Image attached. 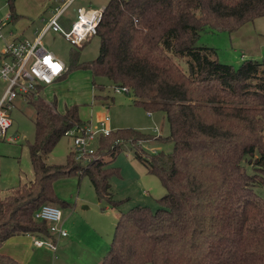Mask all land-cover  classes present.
Returning a JSON list of instances; mask_svg holds the SVG:
<instances>
[{"label": "trees", "instance_id": "1", "mask_svg": "<svg viewBox=\"0 0 264 264\" xmlns=\"http://www.w3.org/2000/svg\"><path fill=\"white\" fill-rule=\"evenodd\" d=\"M14 1L7 0L10 17ZM260 17L264 0H109L97 57L72 62L64 76L84 70L98 91L97 78L127 88L133 105L164 113L169 136L119 129L100 138L98 158L87 166L70 156L64 166L50 165L46 158L66 132L86 123L77 105L59 113L41 93L28 96L35 111L27 145L34 178L0 196V247L14 236L53 239L34 214L46 204L67 206L53 192L57 178L85 176L97 199L117 208L109 184L117 171L109 165L129 144L165 195L155 212L135 206L119 213L100 264H264V196L257 192L264 191V63L249 59L234 68L196 45L203 31L231 34ZM176 56L186 59L187 71ZM165 140L173 144L167 154H148L139 143ZM0 264L18 263L0 254Z\"/></svg>", "mask_w": 264, "mask_h": 264}, {"label": "rangeland", "instance_id": "2", "mask_svg": "<svg viewBox=\"0 0 264 264\" xmlns=\"http://www.w3.org/2000/svg\"><path fill=\"white\" fill-rule=\"evenodd\" d=\"M17 0L14 1L13 11L20 7ZM24 5L21 3V6ZM21 10L22 9L21 7ZM69 12V11H68ZM66 12V13H68ZM65 13V14H66ZM10 9L7 0H0V25L1 34L6 37L7 31L15 32L25 26L24 17L17 20L8 19ZM48 20L40 23L42 29ZM38 25L30 26V30ZM249 28H239L232 34L226 32L203 31L197 41V46L212 48L215 57L221 64L238 68L242 62L241 54L246 60H256L264 63L263 53H259L264 36H260L253 24ZM243 31V32H242ZM28 32L21 39L33 40ZM43 46L52 52L67 66L72 62L87 63L93 61L99 52L100 41L93 37L82 49L70 46L59 34L48 32L42 39ZM2 43H0L1 48ZM184 71H187L186 59L173 58ZM89 71L73 70L67 78L57 85L46 89V95L52 96V101L57 103V108L62 111L65 106L73 103L78 106L80 118L84 123L95 127L99 119L107 116L110 119V129H133L153 138L165 139L170 130L164 113L147 112L140 106L133 105V96L113 91L114 85L105 78H97L96 84L102 85L103 89L96 90L91 87ZM49 93V94H48ZM101 95L100 98L109 97L106 103L97 100L93 95ZM55 97H54V96ZM106 95V96H105ZM47 96V99L50 98ZM111 98H114L113 102ZM109 105V107H108ZM108 107V108H106ZM11 127L6 131L5 137H0V196L5 197L10 190L17 189L20 185L33 180V170L30 164L28 143L34 138L33 116L34 108L27 102L15 100L14 108L10 111ZM264 136V128L262 132ZM15 138L12 142L8 139ZM71 137L64 136L56 144L53 151L46 158L50 165H66L71 151ZM146 153H170L173 149L172 142L149 141L139 142ZM115 169L109 179L110 193L115 202H120L117 208L111 207L97 199L95 191L85 176L72 174L57 178L52 183V189L60 202L68 206H57L62 214V225H64L68 237L64 240L65 246H58L53 256V264H99L102 256L107 252L111 242L118 214L125 213L135 206H146L155 212L160 206L158 200L165 195V189L156 176L148 174L142 164L134 159L130 145L122 147L121 152L109 165ZM248 174H252L250 167H245ZM80 171H78L79 173ZM258 194L264 196L263 190H257ZM51 205V204H50Z\"/></svg>", "mask_w": 264, "mask_h": 264}, {"label": "built area", "instance_id": "3", "mask_svg": "<svg viewBox=\"0 0 264 264\" xmlns=\"http://www.w3.org/2000/svg\"><path fill=\"white\" fill-rule=\"evenodd\" d=\"M72 2L73 0H67L55 7L51 18L33 41L19 39L12 34L3 37L1 34L3 26L0 25V42L3 44L0 51V80L6 85L0 97V137L4 138L7 129L12 125L9 115L17 98L38 97L41 93L38 91L39 87L53 84L68 70L64 62L43 46V37L48 32L56 33L70 46L80 48L97 36L103 10L79 7L75 11L74 19L64 26L65 12ZM6 17L9 19L10 15ZM113 91L115 94L129 93L127 88L120 86H114ZM112 132L107 116L101 117L95 127L86 123L70 129L65 136L72 139L71 159L83 167L87 166L98 158L96 152L100 138L108 137ZM34 218L47 224L52 237L60 239L67 236L62 227V214L57 206L49 204L41 206L34 214ZM32 240L35 247L55 250L57 246L53 239H42L32 235Z\"/></svg>", "mask_w": 264, "mask_h": 264}, {"label": "crops", "instance_id": "4", "mask_svg": "<svg viewBox=\"0 0 264 264\" xmlns=\"http://www.w3.org/2000/svg\"><path fill=\"white\" fill-rule=\"evenodd\" d=\"M17 1H18V4H20V7H18V9L16 7V12L18 10L17 14H20V15H16V13H14V11H13V16L24 17V16H21V14L26 15V17H24V22L26 23L25 24L26 27L25 28L22 27V28L18 29V31H15L14 33L11 31H7L8 35L6 37H8L9 35L12 34L13 37H17V38L21 39V37L24 34H26V32H28V31H29L30 35L35 38L36 35L42 30V28L39 27V26H41L40 23L42 24L45 21L49 20L52 16L53 9L57 6L62 5L64 3V1H67V0H17ZM108 1L109 0H73L72 4L70 5V7L66 11V12H68V11L69 12L68 13L65 12L66 13L65 14V20L63 22L64 26H67V24L69 22H71V20L74 19L75 11L77 8L83 7V8H92V9H96V10H103L105 5L108 3ZM21 3H23L24 5L21 6ZM21 7L24 10H21ZM13 16L11 17V19L13 18ZM35 24L38 25V27H33L32 28L33 30H30L29 29L30 26H34ZM249 24H253V26L255 27L258 34L260 36H262V35L264 36V17L257 18L250 23H246L241 28H247L248 29ZM34 38H33V40H34ZM33 40H30V41H33ZM2 46H3V44L1 45V48H2ZM1 48H0V51H1ZM263 49H264V40L262 41V47H261V49H259V53L262 54ZM240 57H242L241 58L242 61L246 60V56L244 54H241ZM89 76H90V80H91L90 73H89ZM66 78H67V76L63 75L59 80H57L53 84L46 86V87H43L41 94H42L45 102L50 103L52 101V99H51L52 96H50L49 93H48L49 95H46V89L48 87H51L53 85H57V84L61 83ZM5 87H6L5 83L0 80V97L4 93ZM91 87H92V84H91ZM47 96H50V98L47 99ZM95 96H99L97 100H102V101H105L106 103L109 101V97L106 95H105L106 98L105 97L100 98L101 95H98V94L93 95L94 98H95ZM16 100H22L23 102L27 103V98H25V97H19ZM113 100H114V98H111L112 102H113ZM72 105H75V104L73 103ZM65 107H67V106H65ZM108 107H109V105H108ZM108 107H106V108H108ZM13 108H14V103H13ZM56 110L59 113H62L64 111V109L62 111H60L57 108V103H56ZM147 114H148V117H151V113H147ZM80 119L82 120V118H80ZM8 141L12 142L9 139H8ZM62 227L66 231L64 225H62ZM66 233H67V231H66ZM67 237H68V234L66 237L60 238V239L53 237V241H55L57 243V246H56L55 250H51L47 247H35L33 245L32 236H30V235L14 236V237H11L8 240H6L1 245L0 254L14 260L18 264H53V256L56 253L58 246L59 245L65 246L66 242L64 240ZM105 254H106V252H105ZM105 254H104V256H105ZM104 256H102L101 260L103 259ZM101 260L99 261V264H100ZM84 264H89V263L87 261H85Z\"/></svg>", "mask_w": 264, "mask_h": 264}, {"label": "snow or ice", "instance_id": "5", "mask_svg": "<svg viewBox=\"0 0 264 264\" xmlns=\"http://www.w3.org/2000/svg\"><path fill=\"white\" fill-rule=\"evenodd\" d=\"M57 70H58V66H57Z\"/></svg>", "mask_w": 264, "mask_h": 264}]
</instances>
